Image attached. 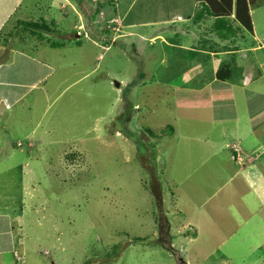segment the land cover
<instances>
[{"label":"rangeland","instance_id":"rangeland-1","mask_svg":"<svg viewBox=\"0 0 264 264\" xmlns=\"http://www.w3.org/2000/svg\"><path fill=\"white\" fill-rule=\"evenodd\" d=\"M30 1L21 7L27 14ZM66 1L49 0L67 5L61 19L54 8L43 13L48 0L41 1L37 21L28 22L54 33L17 31L0 69V215L18 241L11 253L0 252V264H16L12 254L23 264H247L264 257L263 238L221 237L200 221L197 206L184 204L201 177H181L169 164V153L190 146L170 137L164 85L137 78L141 62L124 50L126 40L107 50L99 43L124 13L113 17L117 0ZM91 25L97 34L84 35ZM8 243L3 238L0 250Z\"/></svg>","mask_w":264,"mask_h":264},{"label":"crops","instance_id":"crops-1","mask_svg":"<svg viewBox=\"0 0 264 264\" xmlns=\"http://www.w3.org/2000/svg\"><path fill=\"white\" fill-rule=\"evenodd\" d=\"M24 1L0 0V69L18 36L12 37L5 47L1 40L4 29H10L17 21H37L40 14L42 0L30 1L29 5H34L28 14L27 7L21 8ZM47 3L43 13L54 8L51 14L61 19L67 5L59 3L57 8L49 0ZM114 6L113 17L120 9L124 13L115 17L118 20L112 18L113 22L100 33L105 39H96L106 50L117 40H126L124 50L141 62L139 71L143 73L137 78H158L164 85V116L169 119L170 137L190 146L169 153L173 156L169 164L182 172L181 177L199 173L201 178L195 179V186L190 184L196 197L206 191L200 199L192 194L184 204L193 211V205L197 206L202 214L200 221L221 237L264 239V6L250 9L251 34L235 32L227 40H220L210 31L213 19L206 18L198 24L193 21L200 9L197 2L117 0ZM47 15L45 12L46 20L50 18ZM91 22L93 25V19ZM92 25L84 35L97 34ZM230 59L231 68L221 73V77H229L220 79L217 71ZM194 146L197 152L193 151ZM26 159H30L29 153ZM179 200L176 194V201ZM15 235L9 219L0 215V241L9 240L0 252H12L10 244L18 243ZM224 246L222 243L219 249ZM248 248L249 252L255 250ZM227 250L222 258L225 261L229 260ZM260 261L264 257L247 264Z\"/></svg>","mask_w":264,"mask_h":264},{"label":"trees","instance_id":"trees-1","mask_svg":"<svg viewBox=\"0 0 264 264\" xmlns=\"http://www.w3.org/2000/svg\"><path fill=\"white\" fill-rule=\"evenodd\" d=\"M189 2L199 3L200 9L193 17V21L198 24L206 18L213 19V23L210 26V31L217 35L220 40H227L231 37L233 33H252V25L250 19V9L260 6L261 0H182ZM98 13V9L95 10ZM233 16V17H231ZM23 31L22 33H28L34 35L36 30L54 33L43 24H38L36 22H25L17 21L9 30H5L6 33L1 37L2 44L7 47L8 43L11 41L12 37L16 36L17 31ZM15 34V35H14ZM52 47H58V45H51ZM233 64V59L227 61L225 66L221 65L217 71L216 76L220 79L226 80L228 76L221 77L223 70H229ZM224 67V68H223ZM169 132L171 127L167 128ZM148 135L151 137L156 136L155 133L146 129Z\"/></svg>","mask_w":264,"mask_h":264},{"label":"built area","instance_id":"built-area-1","mask_svg":"<svg viewBox=\"0 0 264 264\" xmlns=\"http://www.w3.org/2000/svg\"><path fill=\"white\" fill-rule=\"evenodd\" d=\"M18 263L23 264V260H21L20 258H18Z\"/></svg>","mask_w":264,"mask_h":264}]
</instances>
